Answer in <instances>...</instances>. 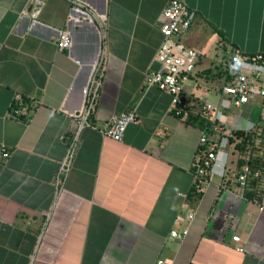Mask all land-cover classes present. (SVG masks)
Instances as JSON below:
<instances>
[{
    "label": "crops",
    "instance_id": "obj_1",
    "mask_svg": "<svg viewBox=\"0 0 264 264\" xmlns=\"http://www.w3.org/2000/svg\"><path fill=\"white\" fill-rule=\"evenodd\" d=\"M40 1L31 25L32 0H0V150L8 151L0 160V264H264V192L260 202L252 183L232 188L240 198L218 193L212 174L194 194L202 124L179 120L166 92L142 86L157 67L167 0ZM182 1L195 15L179 42L197 52L199 74L214 76L229 47L264 51V0ZM64 30L71 44L59 49ZM100 59L92 127L78 129L72 115ZM130 108L138 121L120 140L100 133ZM77 130L58 186L56 169ZM223 214L230 221L222 226ZM184 227L183 236L169 235Z\"/></svg>",
    "mask_w": 264,
    "mask_h": 264
},
{
    "label": "built area",
    "instance_id": "obj_2",
    "mask_svg": "<svg viewBox=\"0 0 264 264\" xmlns=\"http://www.w3.org/2000/svg\"><path fill=\"white\" fill-rule=\"evenodd\" d=\"M40 5V0L31 2L28 12L31 25ZM73 8L82 11L77 5ZM194 15V10L182 0L166 1L158 27L161 39L154 55L157 67L144 72L142 86L166 92L170 97L169 109L179 120L203 122L191 162L192 192L200 193L213 174L219 181L216 184L218 193L223 191L240 198L232 188L244 190L251 183L254 188L264 186V51L248 53L229 47L226 52L218 51L212 65L218 68L214 76L199 74L197 52L179 42V36L190 27ZM56 42L59 49L68 48L71 44L69 32L61 31ZM102 60L93 66L83 89V104L72 115L78 129L92 127L88 117L100 83ZM15 103L22 105L18 95ZM12 110L15 115L22 113V108ZM137 121L135 110L130 108L110 116L99 131L106 137L120 140L125 127ZM77 140L78 130L66 140V150L55 173L58 186L69 171ZM7 156L8 151L2 148L0 160ZM191 217L192 213H187L186 220ZM229 221L223 214L222 226ZM185 233L186 227L180 232L169 231L175 238ZM229 239L237 250L243 249L237 243L240 240L237 234H231ZM155 264L163 262L159 259Z\"/></svg>",
    "mask_w": 264,
    "mask_h": 264
},
{
    "label": "trees",
    "instance_id": "obj_3",
    "mask_svg": "<svg viewBox=\"0 0 264 264\" xmlns=\"http://www.w3.org/2000/svg\"><path fill=\"white\" fill-rule=\"evenodd\" d=\"M198 122H199L200 125L202 124V126H203V122L201 120H199ZM260 189H261L260 191L255 192V194L258 195V198L256 199L258 202L261 201V197L263 196L264 186L260 187Z\"/></svg>",
    "mask_w": 264,
    "mask_h": 264
}]
</instances>
